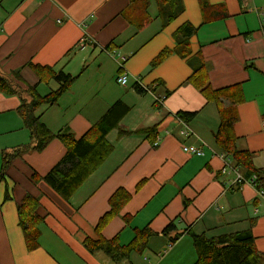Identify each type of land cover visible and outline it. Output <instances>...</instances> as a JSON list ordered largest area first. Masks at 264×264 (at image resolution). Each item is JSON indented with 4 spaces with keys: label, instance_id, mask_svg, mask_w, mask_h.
Here are the masks:
<instances>
[{
    "label": "crops",
    "instance_id": "0c3cea01",
    "mask_svg": "<svg viewBox=\"0 0 264 264\" xmlns=\"http://www.w3.org/2000/svg\"><path fill=\"white\" fill-rule=\"evenodd\" d=\"M209 1L227 15L204 24L198 0H182L184 12L162 29L154 0L147 10L152 21L144 13V0H0V72L26 90L36 87L42 97L57 91L59 84L40 82L32 66L77 77L56 104L38 111L52 132L68 131L79 139L120 101L130 108L120 126L134 132L122 136L116 129L107 136L114 152L69 202L33 178L36 173L45 176L63 158L66 149L59 140L41 153L30 149L16 159L0 184V264L112 263L102 254H91L84 241L99 240L96 228L121 188L132 198L102 237H118L121 245H128L135 230L156 234L143 254L131 255L129 264H162L168 257L174 264H194L190 232L215 237L251 228L256 248L264 254V196L249 182L233 184L236 172L245 177V171L216 146L219 109L204 89L189 82L203 63L206 87L219 91L242 86L243 103L222 101L237 118L238 149L249 151L264 171V0ZM185 23L198 29L186 56L174 37ZM164 50L170 56L152 69ZM113 51L127 57L126 87L117 82L121 71ZM21 103L16 95L0 93V172L4 150L32 144L18 114ZM179 112L197 116L185 123L176 117ZM156 125L158 147L136 134ZM203 143L204 156L183 151L184 145ZM7 191L10 199L5 198ZM27 194L39 199L43 219L35 251L27 250L17 216ZM124 217H130L129 224ZM172 224L175 229L164 234Z\"/></svg>",
    "mask_w": 264,
    "mask_h": 264
},
{
    "label": "trees",
    "instance_id": "16d2710c",
    "mask_svg": "<svg viewBox=\"0 0 264 264\" xmlns=\"http://www.w3.org/2000/svg\"><path fill=\"white\" fill-rule=\"evenodd\" d=\"M138 0H130L135 3ZM152 0H144V13L149 21H152L147 10ZM157 6L158 17L163 20L162 29L176 20L183 12L182 0H154ZM204 18V24L212 19H220L227 15L221 6H213L209 0H198ZM222 11V13H219ZM225 13V14H224ZM223 14V15H222ZM198 29L191 24L182 25L174 37L177 41L180 53L188 55L189 40L195 36ZM171 54L170 50L161 52L151 63V68L155 69L161 65ZM197 60L203 61L199 53ZM38 75L40 82L55 80L59 84V89L42 97L37 92L36 87L27 90L10 76L0 72V93L6 96H18L21 99V106L18 114L22 117L25 127L30 131L32 144L21 146L18 149L2 152V168L0 172V184L6 181L7 171L11 164L21 158L28 150L38 153L43 152L54 140H59L65 147L66 153L63 158L45 175H34L36 183L45 182L65 201L69 202L82 185L104 164V162L114 152V146L107 140V136L118 130L120 135H130L134 132L126 131L120 123L130 111L122 101L115 103L108 112L94 124L81 138L77 139L68 131L59 133L52 132L42 121V114L38 111L44 106L56 104L62 96L68 93L77 77L66 73H57L50 67L32 66ZM189 82L198 89L203 90L207 100L214 102L221 115V123L215 134L216 146L226 155L231 156L233 163L245 171V180L256 176L258 182L264 187V171L258 169L254 164L253 155L249 151L238 149L237 138L234 132V124L237 118L232 111L225 109L222 99L231 101L233 104L244 102V94L241 85L232 86L219 91H213L206 87L208 84V73L204 64L194 70ZM135 87L139 93H143L142 88L136 83ZM206 87V88H205ZM197 116V113L179 112L176 117L185 123H190ZM158 126L139 130L136 134L146 135L150 143L154 146L157 142ZM230 188L228 190H233ZM262 190L261 187H258ZM264 191V190H263ZM6 199H10L9 191L6 192ZM132 195L125 189H119L109 200L110 212L105 214L99 221L96 233L99 240L95 241L87 238L84 241L85 248L93 255L102 254L114 264L128 263L132 254H143L151 237L156 234L149 229L135 230V238L128 245H121L119 238L106 240L102 237L104 228L120 215L125 205L131 200ZM40 201L31 194H27L22 203L17 207L19 226L23 232L28 251H35L39 248L40 225L43 219L38 214ZM127 224L130 217H124ZM252 226V224H251ZM175 229L170 225L164 234ZM197 260L194 264H264V254L256 248L255 238L252 229L241 232L223 234L215 237H207L205 234L197 235L190 232ZM179 236L177 235L174 240ZM173 240V241H174Z\"/></svg>",
    "mask_w": 264,
    "mask_h": 264
},
{
    "label": "built area",
    "instance_id": "2783aa9c",
    "mask_svg": "<svg viewBox=\"0 0 264 264\" xmlns=\"http://www.w3.org/2000/svg\"><path fill=\"white\" fill-rule=\"evenodd\" d=\"M110 55L118 63L119 69L121 71L119 73V75H118L117 82L121 86L126 87L127 84H128V81H129L128 72L125 69V62L127 60V57H123L117 51L110 52ZM263 130H264V124H263ZM188 132H190V131L188 130ZM188 132H184V133L185 134H189ZM158 146H159V142L157 141L154 144V147H158ZM206 146L207 145L204 144V143L201 146L184 145L183 146V151L186 154L190 155V156H204ZM232 170L233 169L231 168V171ZM247 182H249L253 187H255L257 189L260 186L256 176L252 177L250 180H245L240 173L236 172V179L233 182L234 185L236 184L237 186H242V185L246 184ZM259 193H260L261 196H264V191L263 190H259Z\"/></svg>",
    "mask_w": 264,
    "mask_h": 264
},
{
    "label": "rangeland",
    "instance_id": "374dc122",
    "mask_svg": "<svg viewBox=\"0 0 264 264\" xmlns=\"http://www.w3.org/2000/svg\"><path fill=\"white\" fill-rule=\"evenodd\" d=\"M25 131V130H24ZM26 132V131H25ZM18 136L20 135V133H18L17 134ZM158 142H159V145H160V141L158 140ZM28 145V144H27ZM153 146V145H152ZM189 241H191V239L189 238L188 239ZM186 252L184 251V254H185ZM174 264V258L172 259V258H166L164 261H163V263L162 264ZM109 264H112V263H109ZM123 264H125V263H123ZM126 264H129V263H126ZM179 264H181V263H179Z\"/></svg>",
    "mask_w": 264,
    "mask_h": 264
}]
</instances>
